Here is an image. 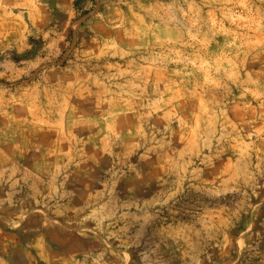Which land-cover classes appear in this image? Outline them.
Wrapping results in <instances>:
<instances>
[{
    "label": "rangeland",
    "instance_id": "rangeland-1",
    "mask_svg": "<svg viewBox=\"0 0 264 264\" xmlns=\"http://www.w3.org/2000/svg\"><path fill=\"white\" fill-rule=\"evenodd\" d=\"M0 264H264V0H0Z\"/></svg>",
    "mask_w": 264,
    "mask_h": 264
},
{
    "label": "trees",
    "instance_id": "trees-1",
    "mask_svg": "<svg viewBox=\"0 0 264 264\" xmlns=\"http://www.w3.org/2000/svg\"><path fill=\"white\" fill-rule=\"evenodd\" d=\"M91 1H94V0H91ZM77 3V2H76Z\"/></svg>",
    "mask_w": 264,
    "mask_h": 264
}]
</instances>
